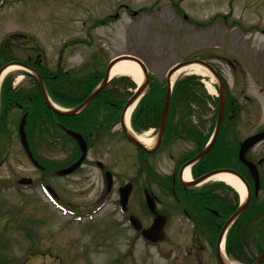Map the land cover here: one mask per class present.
<instances>
[{
    "label": "rangeland",
    "instance_id": "1",
    "mask_svg": "<svg viewBox=\"0 0 264 264\" xmlns=\"http://www.w3.org/2000/svg\"><path fill=\"white\" fill-rule=\"evenodd\" d=\"M15 32L22 34L17 43L24 47L18 46L12 57L38 56L50 74L68 71L84 77L94 75L98 68L102 73L110 58L128 53L144 60L152 83H164L175 63L202 58L226 83L228 109L234 118L228 122L234 125L235 121L237 135L241 138L264 127V0H0V43ZM71 39L79 41L63 47ZM186 75H194L201 86L193 88L198 94L188 101V107L183 104L182 111L199 129L211 131L209 118L215 106L201 96H217L216 80L209 74L211 89H207L209 77L183 71L173 81ZM9 77L19 87L26 88L29 82L21 70L10 72ZM107 84L125 100L137 85L123 76L112 77ZM21 114L9 113L11 119L0 137V264H195L183 261L189 260L188 251L191 260L195 257L192 224L175 208L170 207L175 214L164 229V242L156 245L143 241L119 209L117 187L130 179L140 187L139 178L147 180L153 174L150 164L169 172L173 163L167 156L160 162L151 158L148 163L135 161L130 155L134 148L126 145L117 125L109 132L113 142L109 152L104 147L101 152L92 149L86 163L68 176H47L46 171L43 181L65 203L61 207L38 183L26 189L14 186L22 175L35 182L43 175L20 150L13 120L18 121ZM154 133L153 128L142 133L149 145ZM36 134L33 152L45 160L46 168L76 156L74 143L61 132L55 131L43 143L40 133ZM187 145V140H181L170 153L179 154ZM256 146L255 151L264 148V141ZM98 157L112 168L114 187L105 204L89 213L105 191L103 172L93 164ZM128 204L146 226L151 222L142 193L135 190ZM209 264L214 263L210 260Z\"/></svg>",
    "mask_w": 264,
    "mask_h": 264
},
{
    "label": "flooded vegetation",
    "instance_id": "2",
    "mask_svg": "<svg viewBox=\"0 0 264 264\" xmlns=\"http://www.w3.org/2000/svg\"><path fill=\"white\" fill-rule=\"evenodd\" d=\"M38 62H34V66L38 65ZM30 65L32 63H29ZM41 66V63L39 64ZM48 79L44 80L45 86L50 85V80L49 78L52 77L53 79L55 78V75L47 76ZM61 86V85H60ZM65 86V85H64ZM84 94V93H83ZM84 96V95H83ZM83 96L82 95H71L68 99L64 98V100L73 101L71 104L72 105H79L83 101ZM14 99V98H13ZM26 99L31 100L30 96H27ZM97 101V99H96ZM93 102L90 104L92 105ZM89 104V105H90ZM89 105L84 107L80 111H76L73 114L70 115H59L57 117V129H59L61 132H64L65 128H71L75 129L78 132H81L84 137L86 136L88 140L91 142V147H92V142L96 143H107L104 141L107 138L108 135V130L102 131L101 128H96L91 126V122L88 120L87 116L91 115V109H89ZM90 105V106H91ZM89 109V110H88ZM88 110V111H87ZM233 112V110H232ZM231 110L228 109L224 112L223 119L224 123L225 120H230L232 114ZM172 115H169V123L171 124L170 132L164 133L161 143L159 148L156 150V152L152 153L154 156L152 159H157L158 162L162 160L163 156H167L168 159L173 163L171 169L169 172H162L158 170L157 176H155L154 179V184L155 188L152 193L154 194L155 200H156V205L159 206L162 210V214L165 216V226L166 227L170 222V215L175 214L172 212V209L170 207L175 208L179 214L182 215L189 223L192 224V228L189 230L193 233V238H191L192 242L194 245H197V248H195L193 251L194 253V259L191 260V254L192 252L188 251V258L189 260H183L184 262L187 261L189 263H195V264H203L202 262L205 260L204 264H209L210 260L213 261L214 264H220L221 259L218 257V252H217V239H218V231L220 227L223 225L225 222L227 216H229L231 213H233L234 210H232L228 205L226 200L223 197V193L220 191H217L216 194L218 197L209 199L208 195L210 192H208V189L203 190H197L194 187H184L181 185L180 180H181V172H182V165L184 162H186L188 159L193 157L197 152L199 146L202 144L201 142L205 139L207 135V130L202 131L201 133L194 132L192 133L191 137L188 141V144L184 151L178 153H170L171 149L175 150L176 147L178 146L179 140L184 141L185 134H189V126H188V121L186 120V117L184 115H179L176 114L175 112L171 113ZM109 121H105L102 123L100 126H107L109 124ZM78 126L86 127V132L78 130ZM34 127V126H33ZM55 126L56 132H58ZM263 128L260 129H255L253 133L262 130ZM28 130L31 131L32 129L28 127ZM27 125L25 126V131L27 132ZM47 130V129H46ZM47 133V131H46ZM227 134V133H226ZM226 134L224 138L226 139ZM45 135V134H44ZM44 135L42 134V140ZM28 136V141L29 144L32 142V137ZM85 137V138H86ZM263 140L259 141V143L263 142ZM225 148H233L230 145L232 144L230 139L228 138L226 142H224ZM239 144V140H238ZM258 144V143H257ZM254 144L247 152H246V158L250 161H252L256 165L257 173L259 176V190L257 193L254 192V181L253 178L250 176L249 170L244 166L237 158V151H238V146H237V151L235 153V148L231 150V154L236 156H230L229 161H223L221 163V166H214L212 168L208 169V165L212 163V159L217 158V154L215 152L210 151L208 152L203 158H201L198 162L194 163L191 167V170H194L195 172H207L212 169H217L219 167L222 168H228L230 170H233L240 174L244 180L249 184L250 186V199L249 203H253L255 205V201L259 199V202L256 203L257 207L256 210L258 213H264V148L256 150L255 148L257 147ZM105 145V144H104ZM224 147V146H223ZM222 147V148H223ZM189 148V149H188ZM221 148V149H222ZM225 150V149H224ZM144 156V154H142ZM210 156V157H209ZM145 157V156H144ZM207 157V158H206ZM209 157V158H208ZM216 160V159H215ZM72 161H67L63 163V166H66L70 164ZM85 160L84 163L85 164ZM82 164V165H83ZM94 164L102 170V172L106 171V164L102 163V165H97L96 162ZM206 169V170H205ZM43 171L46 169L43 167ZM200 173V175L202 174ZM45 174V173H44ZM44 176H41V180H44ZM48 176V175H47ZM194 177V176H193ZM143 182H145V178L142 177L140 178V185L142 186ZM145 189V188H142ZM102 190V189H100ZM107 193H110V191H104L103 197H107ZM200 194H205L203 198L200 196ZM208 197V198H207ZM60 198V197H59ZM167 198H171L174 200L172 204L168 203L166 201ZM101 200V199H100ZM107 198L105 199V201ZM165 204V207H164ZM228 211L227 214H225L226 210ZM229 214V215H228ZM240 217H238L236 220L233 221L232 225L230 228L232 229H239L242 225V227L246 228L248 226H251L252 223H256L257 217L255 214L250 215L248 218L239 220ZM245 245V241H243ZM186 245V243H185ZM184 264V263H183Z\"/></svg>",
    "mask_w": 264,
    "mask_h": 264
},
{
    "label": "trees",
    "instance_id": "3",
    "mask_svg": "<svg viewBox=\"0 0 264 264\" xmlns=\"http://www.w3.org/2000/svg\"><path fill=\"white\" fill-rule=\"evenodd\" d=\"M12 37L7 38L4 41L5 45L7 42H12L11 40ZM3 45L0 47V54L3 55V52L6 50ZM98 74V73H97ZM60 76V75H58ZM66 76V75H64ZM98 77H101L100 74L98 75ZM92 75V74H88L87 76H85V78H80V88H81V92H88L91 88V86L95 83L96 80H98L99 78ZM58 79L60 80V77H58ZM120 79H124V78H120ZM195 78L194 75H188V76H184L181 79H177L174 82L173 88H172V92H171V102H170V107H169V115H172V112H175V110H182L183 109V104L184 106L188 107V101L194 97L195 95L198 94V91H193V88H195L196 86L200 85V83H198L197 81H194ZM129 86H131V83H127ZM56 85L54 83H52V85H48L49 91L52 93V95L55 97L56 95V90H55ZM2 95H3V102L4 104H8L9 99H7V97L12 94V90L10 89L9 86V79L6 78L3 83H2ZM12 91V92H11ZM33 94L39 95V91L34 88L32 90ZM15 93V95H19V92H13ZM113 94L110 97V100H112V104L111 105H107L106 109H107V113L108 115H110L112 118L114 117V120H116V115L117 112L119 111L122 103L124 102V95L122 93L119 92H115L110 90H103L100 92V97L103 100V103H105V100L109 99V96ZM165 94V86L163 85V83H152L150 89L147 91V93L142 97V99L139 101L137 107L135 108L133 115H132V124L136 129H139L141 127H147V125H154L157 124L158 122V118H159V114H160V110H161V106H162V101H163V97ZM83 95V94H82ZM13 96V95H12ZM205 97L207 99H209L211 102L214 103V105H217V100L216 99H211L209 96L202 94L201 99ZM184 98V99H183ZM34 102V108H35V113H37L38 115L40 113L45 114L47 109L43 107V104H40L39 102H37L35 99L32 100ZM193 101V100H192ZM194 103L196 102V100L193 101ZM201 104V103H200ZM49 115H51V112L47 111ZM170 118V117H169ZM150 119L151 122H148ZM113 120V121H114ZM171 127V124H170ZM195 129V128H194ZM192 127H190L188 129L189 137H191L192 133L195 132ZM225 131V130H223ZM222 131V132H223ZM170 132V130L168 131ZM167 132V133H168ZM219 146H220V138H218V140L216 141V143L214 144V147L211 149V151L215 152V154H221V151H219ZM222 148V153H224V156H227L229 153H231L230 148ZM210 157V156H209ZM208 157V158H209ZM207 158V157H206ZM218 159V158H215ZM212 159V163H210L207 167L208 168H212L214 166H221V163L223 161H225L224 159H218L215 160ZM206 170V169H205ZM208 192H210V194L208 195L209 199L216 198L218 197V195L216 194L217 191H220L221 193H223V197L227 202V205L233 210L236 207L237 204V195L236 193L228 186L222 184V183H214L210 186H207ZM204 191V190H203ZM205 194H200V196L203 198ZM207 197V198H208ZM217 199V198H216ZM256 206L253 205H249L248 208L246 209V211H244V213L240 216V219H246L248 218L250 215H253L255 212V208ZM228 211L230 210H226L225 214L228 213ZM239 219V220H240ZM254 232V235H256V238L258 237V239L260 241L264 240V224L263 227L257 228ZM239 233V229L235 228L232 229L228 232L227 235V242H226V249L228 251V253H231L235 258L240 259V261L244 264H248L251 261H253L256 256L261 252V250L264 248V245H256L254 247V249H251L250 245L247 244V246L244 244V242L242 241L241 238H244L243 235H241ZM251 233H246V237H250ZM253 235V234H252ZM264 264V262L262 263Z\"/></svg>",
    "mask_w": 264,
    "mask_h": 264
},
{
    "label": "water",
    "instance_id": "4",
    "mask_svg": "<svg viewBox=\"0 0 264 264\" xmlns=\"http://www.w3.org/2000/svg\"><path fill=\"white\" fill-rule=\"evenodd\" d=\"M120 59H131V60L136 61L139 64V66L141 67V69H142V71L144 73V77H145V80L142 83V85L137 89V91L128 99V101L124 105L123 112L121 114V119H122L123 118V115H124V112L126 111V109L128 108V106L130 104H132L133 101L135 99H137L139 97V95L147 87V85H148V79H147L146 68L143 65V63L139 59H137V58H135L133 56L127 55V56L118 57V58H116V59H114V60H112V61L109 62L108 66H107V69H106V74H105V77L103 79L102 84H104L105 81H106V78H107V74H108L109 69L112 67V65L115 62H117ZM191 63L200 64L201 66H203L204 68H206L210 73H212L215 76V78L217 79V81H218V88H219L218 115H217V119H216L214 133L212 135L211 140L204 147V149L198 155H196L192 159V161H195L196 159H198L201 156H203L207 152V150L210 148V146L212 145V143H213V141H214V139L216 137V134L218 132V128H219V125H220V121H221L222 113H223V109H224V103H225V93H224V86H223L222 80L218 76V74L216 73V71L208 63H206V62H204L202 60H199V59H194V60H189V61H184V62H181V63H177L176 65H174L173 67H171L168 70L167 75H166L167 90H166V95H165V99H164L163 107H162V113H161V119H160V127H159V137L161 136V134L163 132V129H164V123H165L166 113H167L168 104H169V97H170V76L174 73V71H176L181 66L186 65V64H191ZM2 69H4V68H1L0 69V72L2 71ZM37 81H38L40 90L42 92L43 98L45 99V102L47 103V105L51 109H53V111H55L57 113H65L66 114V112L60 111V110L54 108L50 104V102L48 100V97L46 95V91L44 89V86H43V84L41 82V79L39 77L37 78ZM98 90H99V87L96 90H94L80 106L76 107L71 112L69 111L67 114L74 113L78 109L82 108L85 104H87L93 98V96L96 94V92ZM24 122H25V116L22 117V119L20 121V124H19V135H20L21 141H22L25 149L28 151L27 142H26V138H25V133H24V129H23ZM68 133L70 135H72L78 141L82 154L79 157V159L76 162H74L72 165H70L67 168H63V169L58 170L57 171V174H59V175L68 174L72 170H74L75 168H77L80 165V163L82 162V160H83V158L85 156V153H86V146H85L84 141L81 138V135L80 134H77L75 132H72V131H68ZM125 133L128 136V138L134 144L140 145V143L138 141H136L133 137H131L127 132H125ZM263 137H264V132H261V133L255 134L253 136L247 137L240 144L239 158H240V160H242L243 162H245V164H247L250 167V169H251V171H252V173H253V175L255 177H256V174H255L254 166H253V164H251L250 162H248V161H246L244 159V151L249 146H251L256 141H258L259 139H261ZM217 171L218 170H215V171L210 172V173H208L206 175H203L200 178H198L195 182H198V181L204 179L207 175L212 174V173L217 172ZM106 175H107L106 176V178H107V187L110 188V185H111V182H112V178H111V175H110L109 172H107ZM29 182H30V179H28V178H21V179H19V183H23L24 184V183H29ZM48 189L50 190L49 187H48ZM130 190H131V185L129 183L126 184V185H124L123 187H120L119 188L120 203H121V208L122 209H125V204H126L128 195L130 193ZM146 204H147L148 208L150 209V211L154 212V202H153L152 197H150V195H148V194H146ZM245 205H246V201L244 203H242L241 205H239V207L236 209V211L226 220V222L224 223V225L222 226V228L220 230V233H219V236H218V242L220 241V238H221L223 232L229 226V224L231 223V221L234 218L237 217V215L243 210V208L245 207ZM130 222L133 224V226L136 229H139L140 228V223H139V221L136 218L130 216ZM162 226H163V217L161 215H157L155 217L152 225L150 227H148L147 229L142 230V234H143V236L145 238H147V239H149L151 241H156L159 238H162V231H161L162 230ZM263 258H264V252L257 258V260L253 264H259L263 260Z\"/></svg>",
    "mask_w": 264,
    "mask_h": 264
},
{
    "label": "bare ground",
    "instance_id": "5",
    "mask_svg": "<svg viewBox=\"0 0 264 264\" xmlns=\"http://www.w3.org/2000/svg\"><path fill=\"white\" fill-rule=\"evenodd\" d=\"M200 67L201 66H199L198 64H190V65L182 66L171 75L170 80L173 81V79L179 73L183 71H190V73H196L204 77H209V80L205 82L207 83L206 84L207 89H211V86L209 85L208 82L212 81V77ZM18 68H19L18 66H10L3 71L2 75L10 70L18 69ZM110 75L111 76L127 75L131 77L137 84L141 83L142 78H143L142 71L140 70L138 65L135 62L131 60H127V59L119 60L118 62H116L110 70ZM132 109H133V104L127 109L125 113V123H126V126L128 127H129V116H130ZM137 137L142 143L146 145L148 144V140H146V138L143 135H137ZM182 177L186 181L190 179L188 168H186L183 171ZM211 179L225 182L226 184L233 187L239 193L240 198L242 200L245 199V195H246L245 188L243 184L234 175L227 173V172H220V173L214 174L211 177ZM222 245H223V242L221 246Z\"/></svg>",
    "mask_w": 264,
    "mask_h": 264
}]
</instances>
